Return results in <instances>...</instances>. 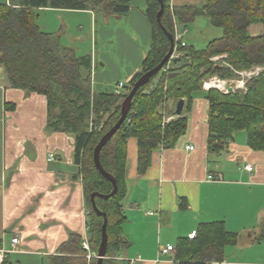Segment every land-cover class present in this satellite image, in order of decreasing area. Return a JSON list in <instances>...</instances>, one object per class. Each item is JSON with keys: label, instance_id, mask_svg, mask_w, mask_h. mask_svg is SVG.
Segmentation results:
<instances>
[{"label": "crops", "instance_id": "obj_1", "mask_svg": "<svg viewBox=\"0 0 264 264\" xmlns=\"http://www.w3.org/2000/svg\"><path fill=\"white\" fill-rule=\"evenodd\" d=\"M205 2L166 0L172 24L177 22L173 8L201 7ZM146 8V0H130L123 16L36 10V24L41 32L58 36L60 45L73 49L77 57H90L93 94H114L119 83L127 89L141 72L151 44ZM39 12L45 15L40 17ZM176 24L185 30L186 47L196 50L214 27L207 17L196 18L191 24L199 35L193 37L190 24ZM248 32L258 37L263 27L252 24ZM216 34L206 45L222 37ZM238 83L232 93L242 89L243 82ZM209 89L228 94L216 84L194 92L191 109L184 114L185 134L172 148L158 146L143 175L137 173V141L127 140L121 225L127 245L116 254L115 264H178V240L212 222H223L227 232L239 234L237 245L225 249L221 264H264V152L247 145L244 131L233 133L221 152L208 150ZM163 122L167 123L165 117ZM74 149L71 133L47 129L45 97L12 87L0 65V264L4 259L6 264H48L71 236L88 240L87 207ZM246 165L252 167L250 172ZM167 246L173 251L162 254Z\"/></svg>", "mask_w": 264, "mask_h": 264}, {"label": "trees", "instance_id": "obj_2", "mask_svg": "<svg viewBox=\"0 0 264 264\" xmlns=\"http://www.w3.org/2000/svg\"><path fill=\"white\" fill-rule=\"evenodd\" d=\"M146 1L151 44L141 63V72L127 92L138 78L162 62L170 48L167 34L173 35L172 13L166 0H162L160 22L157 20L160 2ZM44 9L123 16L130 9V0H0V65L12 87L45 97L50 132L74 136V160L81 172L89 213L88 242L90 251L97 253L103 218L93 212L91 195H108L113 186L95 169L93 150L118 121L120 104L126 95L92 93L90 57H77L73 49L60 45L58 36L40 31L35 11ZM172 12L177 23L184 27L196 18L207 17L212 26L222 29L223 35L201 50L190 46L179 48L183 57L174 60L171 66L166 63L137 91L123 125L101 149L100 164L117 185L115 196L94 199L107 218V247L102 264H115L116 254L127 245L121 236L125 220L122 201L126 196L127 140L137 141V173L143 175L151 166L152 152L158 146L172 148L185 134L184 114L190 111L193 93L201 89L203 80L214 77L221 81L239 80L236 73L264 67V0H206L201 7L184 5ZM252 24L262 25V35L250 37L248 29ZM214 58L220 59L213 62ZM244 88L245 91L228 94L216 89L207 91L210 152H221L237 131L245 132L252 150L264 152V71L247 80ZM180 100H184L182 117L164 123V117L172 114ZM195 234L192 240H178L175 248L178 264L221 263L225 249L236 246L239 240V234L227 232L223 222L200 224ZM81 242V236H71L60 246L58 255L48 258V264H96V258H86ZM2 264H6L5 259Z\"/></svg>", "mask_w": 264, "mask_h": 264}, {"label": "water", "instance_id": "obj_3", "mask_svg": "<svg viewBox=\"0 0 264 264\" xmlns=\"http://www.w3.org/2000/svg\"><path fill=\"white\" fill-rule=\"evenodd\" d=\"M160 2V11L157 15V20L158 22H160V17L163 13L164 10V3L162 0H158ZM169 42H170V48L169 51L167 53V55L165 56V58L162 60V62L155 67L154 69H152L151 71L143 74L140 78H138L134 84L132 85L130 91L128 92V94L126 95V97L123 99V101L120 104V117L118 119V121L114 124V126L100 139V141L98 142V144L95 146L94 150H93V164L95 169L99 172V174L105 178L107 181H109L112 186H113V190L110 194L108 195H99V194H92L91 195V207L93 212L99 216L103 218V223H102V227H101V238H100V243L97 249V253H96V264H102L103 259L105 258L106 255V247H107V233H106V225H107V218L105 216V214L103 212H101L95 205V197L101 198V199H110L111 197L115 196V194L117 193V185H116V181L115 179L108 174L107 172H105V170L102 168L101 164H100V159H99V155H100V151L101 149L105 146V144L113 137V135L120 129V127L123 125L124 121L126 120L127 114L131 108L132 105V100L134 98V96L136 95L137 91L146 86L150 80L156 75L158 74L164 67V65L166 63H168L172 53H173V49H174V41H173V36L170 34H167ZM219 84V81H216V85ZM238 84L237 80H227V81H222L221 82V86L227 91V93H232L234 90V87H236ZM183 107H184V101L180 100L177 104H176V108L174 110V112L169 116L170 119H177L180 118L182 111H183Z\"/></svg>", "mask_w": 264, "mask_h": 264}, {"label": "built area", "instance_id": "obj_4", "mask_svg": "<svg viewBox=\"0 0 264 264\" xmlns=\"http://www.w3.org/2000/svg\"><path fill=\"white\" fill-rule=\"evenodd\" d=\"M173 29H174V34H173V41H174V49H173V54L171 56V59L170 61H173V60H177L179 58H182L183 57V53H181V51L179 50V48H185L186 47V44L184 43V35H185V30L183 28H181L180 26H178L175 22L173 24ZM171 62H169L168 64H170ZM256 72H252V73H237L240 75V77L244 78H251L252 76H257L259 74V69H256L255 70ZM241 79V78H240ZM219 85H221V82L219 83ZM114 95H117V96H121V95H127V91H126V88H125V84L124 83H119L115 90H114ZM171 120L170 117L166 118V122ZM187 150L189 151H192L193 148L192 147H187ZM54 158L52 155H49V161H52ZM246 171L250 172L252 170V167L250 165H246L245 168H244ZM209 179H211V177H209ZM84 215H85V218L88 219V210L84 211ZM196 236L195 232H192L190 235H189V239L192 240L194 237ZM12 244L15 245L18 243V239L17 238H14L12 241ZM81 246H82V249L87 253L86 255V258L88 260H91V259H94L96 258V254L95 253H92L90 251V247H89V242L87 240V238H84L81 242ZM173 251V247L172 246H167L166 248L162 249L161 250V253L162 254H166V253H169V252H172ZM133 263V262H132ZM216 264H221V263H216Z\"/></svg>", "mask_w": 264, "mask_h": 264}, {"label": "rangeland", "instance_id": "obj_5", "mask_svg": "<svg viewBox=\"0 0 264 264\" xmlns=\"http://www.w3.org/2000/svg\"><path fill=\"white\" fill-rule=\"evenodd\" d=\"M43 15H45V12H39V16L41 17V16H43ZM204 20V19H203ZM174 23V22H173ZM177 23V22H176ZM194 26L195 25H193V24H190L189 25V30H191V33H190V35L192 34V36L194 37V36H198L199 34H198V31H193L194 30ZM182 28V27H181ZM210 31H208L206 34H205V32H204V34H205V38H206V40H204V42H203V40H200V44L197 46L198 47V49H204L205 48V46H206V43H207V39H210V38H213V37H215V35H217L216 33H218V32H220L221 34H219V35H223V32H222V29H220V28H215V27H212V28H210L209 29ZM219 30V31H218ZM209 32H212V33H209ZM190 35H188V37L190 36ZM208 37H210V38H208ZM174 40V39H173ZM185 43V42H184ZM173 54V53H172ZM172 56V55H171ZM170 59H171V57H170ZM170 59H169V61H168V63L169 62H171V64L173 63V61H170ZM220 58H214V59H212V61L213 62H217L218 60H219ZM264 68V67H263ZM256 69H261V67H255V68H252V69H250V70H248V71H243L244 73H252V72H256L255 70ZM261 71H264V69H262ZM239 73H242V72H239ZM236 76H238L239 78H241L240 79V81H242L243 82V84H245V82L247 81V80H249V78H246V77H244V78H242V77H240V75L239 74H237L236 73ZM254 77H256V76H252L250 79H252V78H254ZM217 78L216 77H214V78H208V79H205V80H203V82H202V86H201V88H203L204 86H205V84H210L211 82H214V80H216ZM236 79V78H235ZM221 81V80H220ZM245 88H244V85L242 86V89L240 90V91H243ZM210 90V89H209Z\"/></svg>", "mask_w": 264, "mask_h": 264}, {"label": "bare ground", "instance_id": "obj_6", "mask_svg": "<svg viewBox=\"0 0 264 264\" xmlns=\"http://www.w3.org/2000/svg\"><path fill=\"white\" fill-rule=\"evenodd\" d=\"M210 84H212V86H215L216 83L214 84L213 82H211ZM218 85H219V84H217V86H218ZM237 85L240 86L241 83H238ZM210 86H211V85H210ZM220 86H221V85H220ZM219 88H220V87H219Z\"/></svg>", "mask_w": 264, "mask_h": 264}]
</instances>
